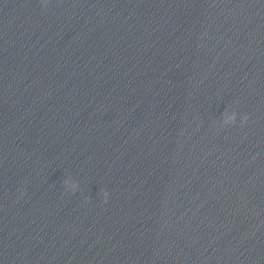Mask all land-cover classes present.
<instances>
[{
	"label": "clouds",
	"instance_id": "1",
	"mask_svg": "<svg viewBox=\"0 0 264 264\" xmlns=\"http://www.w3.org/2000/svg\"><path fill=\"white\" fill-rule=\"evenodd\" d=\"M233 119H234V117H233ZM247 120H248V117H247V116H244V118H243V122H247ZM64 184L67 185V184H68V181L65 180V181H64ZM76 187H77V185H75V184L72 186V188H73V192H75ZM103 195H104V197H105V201H106L107 196H108V193L105 191V192L103 193Z\"/></svg>",
	"mask_w": 264,
	"mask_h": 264
}]
</instances>
